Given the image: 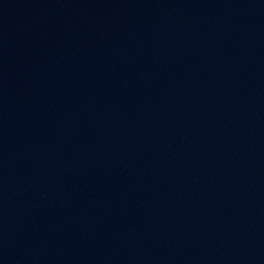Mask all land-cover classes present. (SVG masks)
<instances>
[{
	"label": "water",
	"instance_id": "95a60500",
	"mask_svg": "<svg viewBox=\"0 0 264 264\" xmlns=\"http://www.w3.org/2000/svg\"><path fill=\"white\" fill-rule=\"evenodd\" d=\"M0 264H264V0H0Z\"/></svg>",
	"mask_w": 264,
	"mask_h": 264
}]
</instances>
